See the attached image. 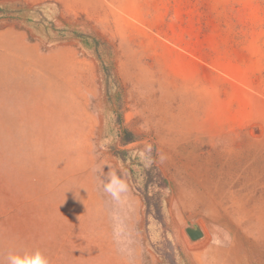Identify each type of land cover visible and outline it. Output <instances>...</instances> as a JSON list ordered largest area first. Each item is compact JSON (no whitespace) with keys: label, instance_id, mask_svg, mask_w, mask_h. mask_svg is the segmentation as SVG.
Here are the masks:
<instances>
[{"label":"rangeland","instance_id":"374dc122","mask_svg":"<svg viewBox=\"0 0 264 264\" xmlns=\"http://www.w3.org/2000/svg\"><path fill=\"white\" fill-rule=\"evenodd\" d=\"M17 1L112 43L119 84L105 89L77 41L0 19V264L35 248L50 264H162L122 148L166 178L181 264H264V0L0 5ZM122 128L137 139L120 145Z\"/></svg>","mask_w":264,"mask_h":264},{"label":"trees","instance_id":"16d2710c","mask_svg":"<svg viewBox=\"0 0 264 264\" xmlns=\"http://www.w3.org/2000/svg\"><path fill=\"white\" fill-rule=\"evenodd\" d=\"M50 4L49 1L33 5L17 1L9 6L0 5V19L15 23L18 28L32 27L47 44L77 41L97 61L98 75L105 89L108 91L111 88H118V79L113 71V44L98 35L87 24L57 26L55 18H49L47 15ZM136 139L137 135L131 130L122 128L120 145H126ZM113 152L122 163H127L129 182L133 190L141 196L149 246L161 258L162 264H181L183 258L179 245L171 238V232L166 225L167 216L162 197L167 188L166 178L152 163L151 155L140 156L133 150L125 148L114 149ZM152 233H155V236H152Z\"/></svg>","mask_w":264,"mask_h":264},{"label":"clouds","instance_id":"9594fccd","mask_svg":"<svg viewBox=\"0 0 264 264\" xmlns=\"http://www.w3.org/2000/svg\"><path fill=\"white\" fill-rule=\"evenodd\" d=\"M104 190L113 199L119 200L121 192L125 190V186L115 176H112L104 185ZM7 264H50V261L44 252L35 248L23 252L10 251L7 255Z\"/></svg>","mask_w":264,"mask_h":264},{"label":"water","instance_id":"95a60500","mask_svg":"<svg viewBox=\"0 0 264 264\" xmlns=\"http://www.w3.org/2000/svg\"><path fill=\"white\" fill-rule=\"evenodd\" d=\"M185 230L191 240H196L202 236V231L196 224L189 225Z\"/></svg>","mask_w":264,"mask_h":264}]
</instances>
